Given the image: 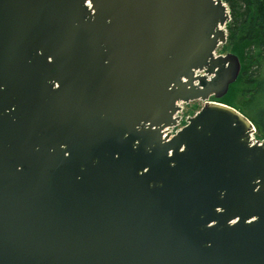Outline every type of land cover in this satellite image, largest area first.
<instances>
[{
  "label": "water",
  "instance_id": "1",
  "mask_svg": "<svg viewBox=\"0 0 264 264\" xmlns=\"http://www.w3.org/2000/svg\"><path fill=\"white\" fill-rule=\"evenodd\" d=\"M229 21L222 0H0V264H264V140L210 101L240 71L214 55Z\"/></svg>",
  "mask_w": 264,
  "mask_h": 264
},
{
  "label": "trees",
  "instance_id": "2",
  "mask_svg": "<svg viewBox=\"0 0 264 264\" xmlns=\"http://www.w3.org/2000/svg\"><path fill=\"white\" fill-rule=\"evenodd\" d=\"M229 9L226 43L219 54L231 53L238 58L240 71L226 94L210 98L234 108L255 127L258 140L264 139V0H222ZM264 91V89H263ZM264 93V92H263ZM199 108H195L193 113Z\"/></svg>",
  "mask_w": 264,
  "mask_h": 264
},
{
  "label": "built area",
  "instance_id": "3",
  "mask_svg": "<svg viewBox=\"0 0 264 264\" xmlns=\"http://www.w3.org/2000/svg\"><path fill=\"white\" fill-rule=\"evenodd\" d=\"M216 55V54H215ZM202 72L199 71H194V75H202ZM179 110L175 113L173 116L174 119H176V123L174 126L165 128L162 130V137H172L177 131H179L187 122V119L190 117L189 114L186 113L184 104L182 103H177ZM250 142L251 144L259 143V140L255 136V129L252 127V131L250 133Z\"/></svg>",
  "mask_w": 264,
  "mask_h": 264
},
{
  "label": "rangeland",
  "instance_id": "4",
  "mask_svg": "<svg viewBox=\"0 0 264 264\" xmlns=\"http://www.w3.org/2000/svg\"><path fill=\"white\" fill-rule=\"evenodd\" d=\"M226 7L228 8L227 5H226ZM228 11H229V9H228ZM220 47L217 49V51H216L217 53H218V50L220 49ZM261 84H262V87H264V78L261 79ZM263 89L261 90L262 94H264L263 93L264 92ZM197 107L199 109L202 107V102L201 101H195V102L187 104L186 105V110H187V112H189V114H192L194 109L197 108Z\"/></svg>",
  "mask_w": 264,
  "mask_h": 264
},
{
  "label": "flooded vegetation",
  "instance_id": "5",
  "mask_svg": "<svg viewBox=\"0 0 264 264\" xmlns=\"http://www.w3.org/2000/svg\"><path fill=\"white\" fill-rule=\"evenodd\" d=\"M252 127H254L253 124H252ZM254 129H255V127H254ZM255 132H256V131H255ZM262 140H264V139L259 140V142H261Z\"/></svg>",
  "mask_w": 264,
  "mask_h": 264
},
{
  "label": "bare ground",
  "instance_id": "6",
  "mask_svg": "<svg viewBox=\"0 0 264 264\" xmlns=\"http://www.w3.org/2000/svg\"><path fill=\"white\" fill-rule=\"evenodd\" d=\"M89 6V5H88ZM252 131V130H251ZM251 133V132H250Z\"/></svg>",
  "mask_w": 264,
  "mask_h": 264
}]
</instances>
